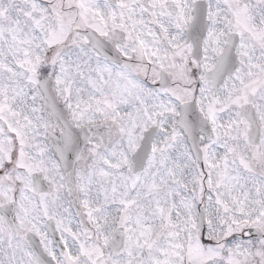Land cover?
Segmentation results:
<instances>
[{
    "label": "snow or ice",
    "instance_id": "1",
    "mask_svg": "<svg viewBox=\"0 0 264 264\" xmlns=\"http://www.w3.org/2000/svg\"><path fill=\"white\" fill-rule=\"evenodd\" d=\"M0 264H264V0H0Z\"/></svg>",
    "mask_w": 264,
    "mask_h": 264
}]
</instances>
